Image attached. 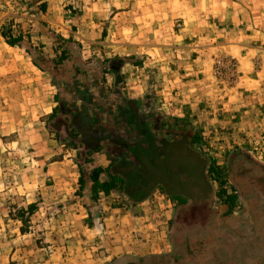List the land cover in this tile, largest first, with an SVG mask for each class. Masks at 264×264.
Returning a JSON list of instances; mask_svg holds the SVG:
<instances>
[{"label": "rangeland", "instance_id": "374dc122", "mask_svg": "<svg viewBox=\"0 0 264 264\" xmlns=\"http://www.w3.org/2000/svg\"><path fill=\"white\" fill-rule=\"evenodd\" d=\"M6 39H18V44L11 46ZM240 55H247V62H239ZM111 66L115 73L110 72ZM238 67L249 75L243 77ZM110 77L112 87L107 89ZM239 77L250 79L254 87L252 93L246 92V95L257 89L264 93V0H0L1 206L12 208L13 204L6 201L11 200L14 191L18 194L20 187L25 190L24 185L31 177L37 178L41 163L62 158V154H57L61 148L54 142L57 138L51 130L57 119L63 121L58 128L65 148L73 149L62 125L64 116L58 113L55 119L49 115L57 97L69 100L55 83L80 79L104 87V95L109 96L111 104L117 101V93L112 91H122L124 86L143 89L137 106L140 113L148 115V121L157 118L155 135L166 159L161 166L152 154L148 160L144 157L143 166L138 169L146 168L149 175L146 173L143 179L137 175L132 181L130 174V184L125 191L113 190L105 195L107 197H100L102 193L94 196L92 187L85 188V181L90 180L89 171L110 163L105 150L93 154L90 162L84 165L82 186L80 177L75 181V168L74 175L69 171L63 186L67 204L62 205L66 231L70 230L72 218L69 206L77 201L82 210L96 213L97 217L102 216L98 213L107 212L108 207L125 214L144 204L142 207L156 213L152 214L158 215L161 222L165 221V214H162L172 210L170 221L180 213L181 222L194 224L205 221L200 212L207 195L213 199L211 209L216 215L215 222L208 224L206 231H216L219 235L228 229L244 231L247 235L259 231L264 226V209L257 214L243 212L237 206L229 208L215 197L213 192L218 186L211 180L207 183L210 185L208 193L210 190L212 193H205L208 180L203 173L204 159H214L223 167L231 154L218 153L229 140L215 133L219 132L215 127L205 125L199 112L206 113L209 118L206 122L215 124L216 111L221 114L222 110L208 105L204 110L191 108L194 110L190 109L189 114L182 110L175 112L186 105L181 102L185 100V91L191 94L203 91L202 96L193 97L202 98V103L224 102L228 99L227 91L240 82ZM206 86L209 88L204 89ZM161 90H165L164 94H156ZM173 91L177 93L176 99ZM210 91L213 92L209 94ZM260 98L264 100V94ZM175 106L177 109H169ZM161 123L164 128L159 127ZM262 136L259 135L256 147L264 146ZM191 137L200 138V141L192 144ZM65 148L63 155L67 154ZM78 152L82 153L83 149ZM254 152L250 148L248 154L264 165V157ZM78 154H72L67 160L73 159L79 168L83 155ZM131 168L127 165L121 170L130 172ZM159 168H167L171 183L178 184L168 191L188 197L185 206L178 207L176 201L157 186L161 182ZM150 171L155 174L150 175ZM9 184L19 188L13 190ZM39 189L38 185L34 190L36 195ZM74 196L77 201L71 203ZM82 197L86 204L81 202ZM246 199L247 208H250L255 198L247 194ZM141 200L145 202L142 204ZM38 201L29 204L26 210L21 208L15 212L18 211L17 216L27 225L39 231L46 212L49 211L47 218L52 219L47 221L49 226L55 225L56 218L52 214L54 205L45 209L46 205ZM93 217L90 214L89 218ZM167 231H171L170 225Z\"/></svg>", "mask_w": 264, "mask_h": 264}, {"label": "trees", "instance_id": "16d2710c", "mask_svg": "<svg viewBox=\"0 0 264 264\" xmlns=\"http://www.w3.org/2000/svg\"><path fill=\"white\" fill-rule=\"evenodd\" d=\"M17 42L18 39H6V43L11 46L17 45ZM109 70L111 73L116 72L112 66ZM55 85L60 92L69 96V100L57 97V106L49 117L56 119L58 113L63 115L65 122L62 125L65 134L71 140L72 148L83 149V152L78 154L83 155V161L78 164L81 186L85 176L83 167L90 162L93 154L105 150L110 158L107 166H97L89 171L88 177L92 182L94 196L99 193L108 195L113 190L124 192L126 186L130 184V174L133 175L132 181L137 175L142 179L147 177L149 171L146 168L138 169L140 165L143 166L144 157L148 160L153 155L152 158L156 157L159 165H165L166 156L163 155L164 151L158 145L155 135L157 118L148 121V115L144 116L139 112L135 101L123 99L117 104H106L102 87L98 88L97 93H92L80 79H71ZM174 120L177 121L178 118ZM62 122L61 119H57L56 124L51 127L57 140L61 142L63 140L58 126ZM159 127L164 128L165 125L161 123ZM199 141L200 138H190L192 144ZM130 157L134 159L131 160ZM203 164L205 166L203 173L208 180L206 194L212 193L211 190L208 193L210 185L207 183L210 184L211 180L218 186L217 191L213 192L215 197L229 208L237 206L242 208L243 212L253 211L257 214L264 209L263 164L241 153L231 154L223 167L217 165L214 159L208 161L204 159ZM127 165L132 167L130 172L121 170ZM160 169L158 179L161 182H158L157 186L171 200L176 201L178 207L185 206L188 197L176 191H173L175 194H171L168 189L174 190L178 184L176 181L171 183L167 168L161 169L163 171ZM150 172V175L155 174L154 171ZM100 176L104 178L101 179ZM169 182L170 184H167ZM247 194L255 198L250 208H247ZM207 196L200 212L205 221L186 224L180 221V213L170 221L171 251L168 254L135 258L131 259V262L126 260L123 264H264V226L259 231H251L250 235L244 231L240 233L231 229L220 235L216 234V231H206L207 225L215 222L216 215L211 209L213 199ZM118 262L119 260L112 261L111 264Z\"/></svg>", "mask_w": 264, "mask_h": 264}, {"label": "crops", "instance_id": "0c3cea01", "mask_svg": "<svg viewBox=\"0 0 264 264\" xmlns=\"http://www.w3.org/2000/svg\"><path fill=\"white\" fill-rule=\"evenodd\" d=\"M239 59V62L243 64L245 61L247 62V55H240ZM238 70L242 72L243 77L249 75L248 71H242V67H238ZM240 77V82L227 91L228 99H225L224 102L215 100L216 105L202 103V98L195 99L193 97L198 94L202 96L203 93L201 92L203 91L199 90L193 94L185 91V100L179 101L184 102L186 105H181L179 110H175V112L182 110L184 113L189 114L191 108L197 107V109L203 108L204 110L208 105L213 106L215 110H222L221 114L216 111V117L213 119L215 124L206 122V119H209L206 117V113L199 112L202 120H205V125L215 127L219 130L215 133L221 135V138L229 140V144L220 149L218 153L223 156L233 153L249 155L248 152L251 148L252 151H255V154H261L264 157V146H255L259 140V135L262 134V137H264V100L260 98L264 93H260L263 91L257 89L253 94L246 95L245 93L251 92L254 87L250 85V79L245 80ZM110 80L111 77L108 78V82ZM242 80H245V83H241ZM89 82L85 83L89 91L97 93L99 83ZM111 84L109 82L105 88L111 89ZM113 85L115 84L113 83ZM208 88L209 86L204 87V89ZM121 89L122 91H119V89L118 91H112L117 93L115 94L117 95L115 96L117 99L116 104L123 99H129L135 101L138 105L144 92L143 89L140 90L138 86H124ZM212 90L215 91L213 88ZM213 91H210L209 94ZM164 92L165 90L156 91V94H164ZM172 93L176 99L177 93L175 91ZM257 94L259 97H257ZM120 95H123V98H120ZM190 97L191 99H189ZM104 102L111 104L109 96H105ZM220 103L222 107L219 106ZM56 106L57 102H55L53 108ZM169 109H177V107H170ZM187 116L185 115V118ZM57 141L54 142L60 145L61 148L57 154H62V158L59 157L41 163V172L37 171V178H30L27 184L24 185L25 190H23V187L19 188L16 184H13V186L9 184V187L11 186L13 190L15 188L21 190L18 194L14 191L11 200L6 201L8 204H13L11 209L1 206L3 201L0 198V264H111L112 261L119 260L118 263H120L121 261L130 260V258L168 254L171 251L169 241L171 231H167V229L173 211L164 212L162 216L165 214L163 218L165 221L161 222L158 215H153L156 213L150 210L146 211L142 207L144 206L142 202H145V200L140 201L143 205H137L125 214L119 209L108 207L107 212L98 213L102 215L100 218L99 215L96 216V213H91V211L87 213L82 210L78 204L80 201H77L74 196L70 202H77L69 206L71 209L69 214L72 215V218H70V230L66 231L63 221L65 209L62 206L67 204L64 202L63 196L65 177H67L69 171L73 175L77 172L75 181L80 177V169L77 164L74 163L73 159L67 160V157L77 155L79 149L68 150L69 148H65L64 142ZM63 148L66 149V155H63ZM262 162L264 163V158ZM219 164L217 162V165ZM219 166L222 167V165ZM90 182V180L85 181V184L87 183L85 188L91 187L92 182ZM38 185L40 189L36 195L34 190ZM48 188L51 189L48 191ZM52 190H55V192L52 193ZM99 196L107 197L103 194H99ZM37 199H39L38 202L41 205H46L45 209L48 205H54L52 214L56 218L54 219L55 225L49 226L47 221L52 219L47 218L49 211L46 212L45 222H43V227H40L39 231L27 225L26 221L17 216L18 211L15 212V210L21 208L26 210L27 206L37 202ZM81 199V202L86 204L84 197ZM90 214L94 216L93 219L89 218Z\"/></svg>", "mask_w": 264, "mask_h": 264}]
</instances>
